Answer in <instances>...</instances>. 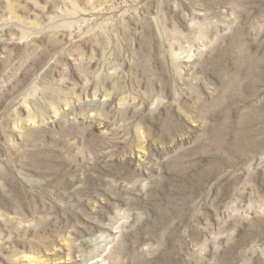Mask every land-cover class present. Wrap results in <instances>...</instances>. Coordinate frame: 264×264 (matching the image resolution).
Here are the masks:
<instances>
[{
  "label": "rangeland",
  "instance_id": "374dc122",
  "mask_svg": "<svg viewBox=\"0 0 264 264\" xmlns=\"http://www.w3.org/2000/svg\"><path fill=\"white\" fill-rule=\"evenodd\" d=\"M0 264H264V0H0Z\"/></svg>",
  "mask_w": 264,
  "mask_h": 264
}]
</instances>
